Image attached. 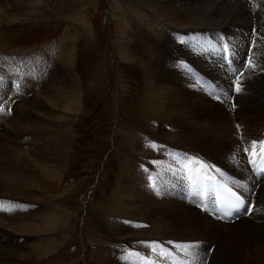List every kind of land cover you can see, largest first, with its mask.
Listing matches in <instances>:
<instances>
[{"label":"rangeland","instance_id":"obj_1","mask_svg":"<svg viewBox=\"0 0 264 264\" xmlns=\"http://www.w3.org/2000/svg\"><path fill=\"white\" fill-rule=\"evenodd\" d=\"M130 2L0 0V86H11V89L5 86V91L0 89V145H13L11 139H18L15 130L20 126V157L29 164L33 163L31 174H21L20 169L11 171L7 167L0 174V235L12 237L11 242L18 241L17 246L11 247L19 255L6 260L7 264H108L118 245L129 241L128 238L136 241L137 246L132 250L141 258L150 260L158 255L152 264H244L243 251L251 254L255 249L246 245L247 239L258 238L254 235L242 237L245 227L238 230L237 233L241 234L233 240L220 234L208 241L199 240L202 232L199 235L191 232V235L188 228L171 227L174 232L160 226V213L155 208L162 203L158 202L162 199L160 190L166 185L158 175L157 164L174 159L171 155L177 151V141L160 133L159 123L148 122L145 107H148L152 93L153 60L158 56L160 41L165 39L166 33L171 35L173 27L156 15H150L136 2L132 3L141 9L143 20L129 18ZM250 8L257 16L259 6ZM125 27L129 35H125ZM204 36L189 39L190 52ZM262 37L249 41L247 52L253 56L251 63L243 59L240 67H236L239 73L227 72L234 76L233 81L242 80L237 74H245L251 69L255 47L257 62L264 60ZM195 61L194 65L198 63ZM199 87L203 90L202 86ZM219 95L215 88L209 93L216 99ZM66 105L75 110L68 112ZM233 105L235 103L229 113L235 118L239 113ZM200 106L203 110V104ZM256 113L254 111L251 115ZM193 118L208 127L216 125L212 121L214 115ZM236 126H239L240 139L251 136L249 144L239 150L240 158L244 159L245 150L253 149L250 148L252 142L264 135V125L261 134L255 135L251 133L252 128ZM40 132L44 134L47 141L43 142L50 151H38L39 154L35 155L30 146L33 141L40 142ZM247 142V139L243 141ZM180 146L187 150L183 149L176 158H193L186 156L189 146ZM127 149L133 154L126 156ZM126 157H133L132 164ZM41 168L49 171L46 179L36 176L35 171L39 169L40 172ZM184 174L187 178L178 177L179 182L182 181L177 190L179 199L186 196V183L192 188L195 183L191 171ZM132 177H135L132 183L141 185L151 196L150 206L145 204L144 191L135 199L137 192L121 189L123 180L129 182ZM157 182H162L159 183L162 185L160 190L156 188ZM253 195L255 197L257 191ZM168 203L171 202L165 201ZM202 206L209 207L202 201L200 208L198 201L195 211L201 210L206 217L213 219L211 212H204ZM149 211L155 213L147 214ZM51 214H54L53 222L48 219ZM143 216L150 217L147 221ZM155 216L159 217L155 219ZM247 216L235 220L237 224L232 225H243ZM257 218H251V226L255 225ZM120 227L130 229L115 235L114 230ZM3 243L6 242L0 238V244ZM44 247H48L50 254L40 260L38 253L45 250Z\"/></svg>","mask_w":264,"mask_h":264},{"label":"bare ground","instance_id":"obj_2","mask_svg":"<svg viewBox=\"0 0 264 264\" xmlns=\"http://www.w3.org/2000/svg\"><path fill=\"white\" fill-rule=\"evenodd\" d=\"M132 2L140 3V6L146 8L150 15H156L173 27L171 35L166 33L165 39L160 41L162 45L159 44L160 42H157V44L161 46L159 47L158 56L153 60V73L151 77V81L153 82L150 83L152 93L150 94L149 92L151 97L149 98L148 107H145L147 108V115L145 113V117L148 119V122L159 123L161 129L160 133H166V137L177 141V151L175 154L171 155L174 159H165L159 163L157 162L158 175L162 177L161 180L163 184L166 185L162 190L159 189L162 186L159 183L162 182H157V187L155 186L157 190L159 189L162 193V199L158 200V202L162 203H158V207L155 208L158 214L160 213V226L167 230L171 227L174 229L183 228V230L188 228L190 234L191 232H193V234L196 232L199 235L200 232H202L203 236L198 239H206L208 241L217 238L220 234H224L228 240H233L234 237L241 234L237 233L238 230L245 227V230L242 232L243 234H241L242 237L254 235V237L258 239H251V236H249L251 237L250 239H247L246 245L252 249L255 247V249H253L251 254L242 250L246 258L244 264H264V229L256 227H264V174L256 177L250 169V166L254 163L253 161L258 157L259 149L261 148L260 142H264V135L259 136L256 148L245 151V158L241 159L239 150L249 144V137L251 136L247 135L245 139H240L239 129L236 126L240 125L244 129H247L246 126L252 128L251 133L255 135L261 134L260 129L264 125V60L258 61L260 63L257 62V47L254 48L255 56L252 63L255 67H252V65L251 69L248 68L249 66L247 67L249 71L245 73L246 77H243L244 72L237 74V76H242V80L239 78L242 86L241 92L235 93L233 91V89H235V82L237 81H233L234 76H230L227 73L229 72L232 75L239 73V69H236V67H240L242 64L241 60L243 59L246 61L250 60L249 62L251 63L253 56L251 53L247 52L250 45L249 41L251 39L257 40V38H260V35L263 36L262 39H264V0H254V2L249 3L245 0H131L130 4H128L130 9L128 10V17L132 19L137 17L138 20L142 21L143 18L140 15V13L142 14L141 9L135 7ZM251 6H259L260 9L257 16L254 12H251ZM168 25L165 24V26L170 27ZM253 29L257 31L253 32ZM125 31V35H127L129 30L126 27ZM203 35H205L203 40L197 42L194 46V51L190 52L188 48L189 39L194 36ZM261 42H263V40ZM261 47L264 55V42ZM252 48L253 47L250 49ZM128 53L129 52H127V54ZM225 55H228V58ZM195 60H197L198 63L194 65V63H196ZM229 64H231V68L228 67ZM199 85L203 87V90ZM5 86L9 85L2 84L0 89L5 91ZM9 88L11 89V86H9ZM212 88H215L218 94H220L218 99H216L215 96H209ZM234 103L239 113V115H236L238 117L234 116L235 118L229 113L232 112L231 106ZM77 104L74 106H77ZM201 104H203V110H201ZM72 109L75 110V108L70 109V107L66 105V110L68 112ZM22 110L23 109H21V111ZM254 111L257 113L252 116L251 114ZM23 112H21L20 115ZM58 112L59 111H57V113ZM208 114L211 116L214 115L216 118L212 120L214 124H216L215 127H208L200 123L201 120L198 121L197 118H195L197 120L195 121L193 118L207 117ZM247 122H250V125H248ZM20 128L19 126L16 130L14 129L18 139L15 141L11 139L13 145H5L2 143V145H0V159H2V161L0 160V174H2V171L6 167L11 171L20 169L19 171L21 174L33 173L31 170L33 163L29 164L26 159L20 157L21 152H19V148H21L20 144L22 142V140L19 139L22 133ZM35 128L36 126H34V129ZM34 131L35 134H37V129ZM31 132L32 130H30L29 133ZM234 132V135H236L235 137L233 136ZM35 134L33 136H35ZM38 136L40 137L38 139L40 142L38 141L39 143H37L33 141L30 146L32 148L31 151L34 152L35 155L39 154L38 151L44 153V151L47 152V150L50 149L48 145L45 144L46 142H43L47 141L46 138L43 137L44 134L40 132ZM246 139L248 142L243 143ZM237 140L239 142H237ZM183 144L190 147L186 156L193 158H182V160L176 158L177 154L183 152V149L187 150L180 146ZM250 148H252V146ZM126 151V156L130 153L133 154L129 149ZM253 151L256 152L255 156L252 154ZM126 158L128 163L130 162L132 164L134 160L133 157ZM183 160H187V162L181 163ZM21 164H23V167ZM38 171H35L36 176H40L41 179H46L49 175V171L46 168H41L40 172ZM186 171H191L192 176L195 177V183L193 188L186 183V189L183 187L187 190L185 193L186 196L179 199L180 197L177 190H179L182 185V181L179 182L178 177L182 175L187 178L186 174H184ZM173 174L174 176H172ZM216 178L222 179L227 185L239 191L240 199L244 201V208L240 211L242 212L241 214L237 215L238 212L222 216L219 214L214 193V180ZM133 181H135V177H132L129 182L123 180L121 189H124L125 192H137L138 196L134 197L137 199L144 190L141 185L133 184ZM32 185H34V183ZM254 191H257L256 198L253 195ZM143 193L146 196L144 201L145 204L147 203L148 207L152 203L151 196L147 195L146 191ZM196 193L198 194L196 195ZM167 200L171 203L165 204ZM198 201L200 202V208L202 201L208 204L209 207H203L206 205L203 204V211L211 212L212 214L210 213V216H212L213 219L206 217L207 214L203 213L201 210L198 212L195 211V205ZM252 203L254 207L250 211L249 206H253ZM191 210L194 213H192ZM146 213L152 214L155 212L149 211ZM191 214L193 217H191ZM246 215L248 216L243 225L239 227L232 225V223L237 224V219H241L242 216ZM53 216L54 214H51V216L48 217L49 221L53 222ZM145 217L144 218L148 221L150 216ZM156 217L159 216H155V219ZM253 217L258 218L257 222L254 223L255 225L251 226L249 221L251 218L253 219ZM232 219L234 220L232 221ZM146 220L144 222H146ZM228 221L230 222L228 223ZM120 228L121 229L114 230L115 235H120L130 229L127 230V228L124 227ZM174 229L171 228V231ZM178 232L180 233V231ZM130 233L133 234L134 232ZM9 237L4 238V236L1 237L0 235V238H3V241L6 242L0 244V264H7L6 260L15 259L19 255L11 247L12 245H18L17 239L15 242H11L13 238ZM128 240L127 242L119 244L117 251L113 250L116 252L110 256L108 264H152L154 262L153 258H158V255H154L150 260L141 258L132 250L133 247L137 246L136 241L129 238ZM200 243L204 244L203 242ZM44 248L45 250H41L38 253L41 257L40 260L42 258L45 259V257L50 254L48 247ZM151 252L156 251L151 249ZM108 253L110 252L108 251ZM214 258L215 257H213V259Z\"/></svg>","mask_w":264,"mask_h":264},{"label":"snow or ice","instance_id":"obj_3","mask_svg":"<svg viewBox=\"0 0 264 264\" xmlns=\"http://www.w3.org/2000/svg\"><path fill=\"white\" fill-rule=\"evenodd\" d=\"M252 67H255V66L252 65ZM235 91H237V92H241V91H242V86H241V83H240L239 80H237V82H236V85H235ZM233 107H235V105H233ZM237 127H239V126H237ZM260 145H261V153H264V142H260ZM256 146H257V142L253 141V142H252V148L255 149ZM245 151H247V149H246ZM252 154L255 156V155H256V152L253 151ZM253 162H255V161H253ZM243 203H244V201H243V200H240L239 203L236 205L237 209H238V208L240 207V205L243 204Z\"/></svg>","mask_w":264,"mask_h":264}]
</instances>
